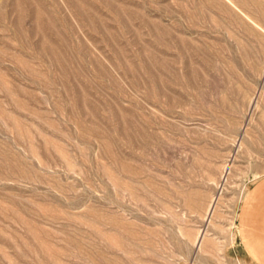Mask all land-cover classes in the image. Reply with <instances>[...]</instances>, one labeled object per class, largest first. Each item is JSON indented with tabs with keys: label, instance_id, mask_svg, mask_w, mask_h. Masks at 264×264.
Here are the masks:
<instances>
[{
	"label": "rangeland",
	"instance_id": "obj_1",
	"mask_svg": "<svg viewBox=\"0 0 264 264\" xmlns=\"http://www.w3.org/2000/svg\"><path fill=\"white\" fill-rule=\"evenodd\" d=\"M264 0H0V264H257Z\"/></svg>",
	"mask_w": 264,
	"mask_h": 264
},
{
	"label": "crops",
	"instance_id": "obj_2",
	"mask_svg": "<svg viewBox=\"0 0 264 264\" xmlns=\"http://www.w3.org/2000/svg\"><path fill=\"white\" fill-rule=\"evenodd\" d=\"M239 227L247 254L257 264H264V177L253 185L244 200Z\"/></svg>",
	"mask_w": 264,
	"mask_h": 264
}]
</instances>
